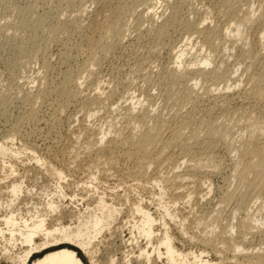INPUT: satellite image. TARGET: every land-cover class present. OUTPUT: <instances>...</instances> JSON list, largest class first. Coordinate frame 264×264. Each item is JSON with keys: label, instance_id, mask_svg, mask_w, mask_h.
<instances>
[{"label": "rangeland", "instance_id": "rangeland-1", "mask_svg": "<svg viewBox=\"0 0 264 264\" xmlns=\"http://www.w3.org/2000/svg\"><path fill=\"white\" fill-rule=\"evenodd\" d=\"M96 1L0 0V147L18 151L0 152V220L10 211L74 227L101 198L119 213L95 240L94 262L72 247L84 264H175L163 247V257L154 253L166 231L190 263L198 257L204 264H244V254L264 253L258 231L239 255L219 244L230 224L247 215L264 218V205L257 212L264 182L258 168L239 164L238 150L249 141L252 122H264V97L252 91L254 82L264 84V0H158L153 21L146 0ZM173 11L177 17L163 35L146 34L147 25L162 26ZM200 28L216 40L198 36ZM181 47L189 53L179 66ZM208 53L214 55L206 79L183 73L187 64L203 68ZM146 127L159 139L143 163L131 153ZM102 132L107 138L97 144ZM12 184L21 186L16 199ZM136 206L155 218L151 239L138 230ZM232 237L238 240L236 228ZM6 248L2 242L0 264H11Z\"/></svg>", "mask_w": 264, "mask_h": 264}, {"label": "bare ground", "instance_id": "bare-ground-1", "mask_svg": "<svg viewBox=\"0 0 264 264\" xmlns=\"http://www.w3.org/2000/svg\"><path fill=\"white\" fill-rule=\"evenodd\" d=\"M98 1V0H97ZM96 1V2H97ZM137 3V0H135ZM140 3H142L141 0H138ZM145 1V0H144ZM162 1V0H161ZM165 1V0H163ZM167 1V0H166ZM169 2V0L167 1ZM171 2V1H170ZM169 2V4H170ZM143 4V3H142ZM144 4H146L147 8L149 11H146L145 14H147V16L149 15V18H152L151 20L153 21V17L157 16V12L154 11L156 9V7L159 4L158 0H146V2H144ZM143 4V5H144ZM140 5V4H139ZM164 6V5H163ZM138 8V7H137ZM151 10V12H150ZM249 10V9H248ZM133 11V10H132ZM137 11V10H136ZM74 12V11H73ZM134 12V11H133ZM145 12V10H144ZM148 12V13H147ZM248 13V12H247ZM255 13V12H254ZM144 14V13H143ZM244 14V13H243ZM163 15V14H162ZM71 16V15H70ZM76 16V15H75ZM74 16L73 19H76V17ZM253 16V15H251ZM251 16H247L246 20L247 22H252V17ZM175 17H177V12L173 11L171 16L169 18H167V20L162 24V26L160 25V27L156 26L157 28H154V22L151 23L148 19V21L151 23L149 26L150 28H148L146 30V34L148 33L149 35L152 33H156L159 36L163 35V33L165 32V30L167 29V25L169 21H175ZM68 18V17H67ZM111 18V16H110ZM113 18V16H112ZM148 18V17H147ZM156 18V17H155ZM71 19V18H70ZM120 19L119 14H117L116 18L114 19L115 21H118ZM146 19V18H145ZM254 19V18H253ZM157 20V19H154ZM203 22H205V19H202ZM245 20V21H246ZM74 21V20H73ZM81 21V20H79ZM244 21V20H243ZM202 22V24H203ZM111 23V22H110ZM66 25H63V23L61 24V26L63 25V27H68L69 26V21L67 23H65ZM75 24V23H74ZM148 24V23H147ZM141 25V24H139ZM144 25V24H143ZM241 24H238L236 27V31L238 33V35L240 34V30H239V26ZM124 26V25H123ZM264 26V25H263ZM139 27V26H138ZM123 28L119 29L116 31L117 35L118 33L119 36H121V32ZM140 29V28H139ZM235 29V28H234ZM122 30V31H121ZM124 33V32H123ZM122 33V34H123ZM139 33V32H138ZM195 33L198 34V36L205 38V39H209V40H216V38L212 37H208V32L204 29V28H200L195 30ZM236 33V34H237ZM127 34V33H126ZM141 36V35H140ZM157 36V35H156ZM15 37V36H14ZM124 37V35H123ZM121 38V37H120ZM219 38V37H218ZM10 39V38H9ZM126 40V39H125ZM193 40V39H192ZM117 41V40H116ZM260 41H262V46L264 49V27L262 29V33L260 35ZM190 42V41H189ZM25 43V42H24ZM187 43H185L186 45ZM189 44V43H188ZM193 44V43H192ZM120 45V44H119ZM184 45V46H185ZM190 46V45H189ZM22 47V45H21ZM20 47V48H21ZM24 47V44H23ZM186 47V46H185ZM192 48V47H191ZM106 49H100L101 53H107ZM180 50H178L179 52H177V64L179 66H182L184 64V59L183 57L185 56V52H188V50L183 49L182 47L179 48ZM188 49V48H187ZM190 49V48H189ZM263 51V50H262ZM176 52V51H175ZM196 52V51H195ZM201 52V51H200ZM189 53V52H188ZM191 53V52H190ZM193 53V52H192ZM98 54V53H97ZM200 54V53H199ZM198 54V55H199ZM186 55H188L186 53ZM194 55V54H193ZM205 56L201 57V64L204 66L203 68L196 69L193 70L191 68H189V64H187L185 67V70L183 71V73L188 72L189 73H195L196 75H194L195 79H206L208 77V75H210L211 73H208V71H206L207 66H209L212 63V55L210 53H208L207 55L204 54ZM106 57V56H105ZM176 57V56H175ZM98 58V56H97ZM193 58V57H192ZM198 58H200V56H197V59L193 62H189L191 66L197 64V60ZM96 60V59H95ZM98 60V59H97ZM188 60V59H187ZM99 62V61H97ZM96 62V63H97ZM187 62H185L186 64ZM48 64V63H47ZM200 65V64H199ZM48 66V65H47ZM177 67V66H176ZM196 68V67H195ZM181 74V73H180ZM94 75V74H93ZM185 75V74H184ZM187 75V74H186ZM190 75V74H189ZM263 76V75H262ZM80 77V76H79ZM182 77V75H181ZM185 77V76H184ZM187 77V76H186ZM189 77V76H188ZM264 77V76H263ZM81 78V77H80ZM177 78V76L175 77ZM179 78V77H178ZM216 78V77H215ZM218 78V77H217ZM219 79V78H218ZM81 80V79H79ZM192 80V78H191ZM187 81V80H186ZM194 81V80H193ZM92 82V81H91ZM80 83V81H79ZM189 84V83H188ZM85 85V84H84ZM253 87V94L256 95L257 97H261V99H263L264 97V84L261 85H257L255 82L254 84H252ZM76 86H77V82H76ZM194 87V85H193ZM77 88V87H76ZM252 89V88H251ZM59 91L63 92L64 91V85H62L59 88ZM189 95V94H188ZM76 97V96H75ZM73 98V97H72ZM189 98V97H188ZM185 99V97H184ZM183 99V100H184ZM181 100V99H180ZM182 100V101H183ZM179 102V103H182ZM185 101V100H184ZM92 102V101H91ZM141 102V101H140ZM224 102V101H223ZM70 103V102H69ZM82 103V102H81ZM83 104V103H82ZM184 104V103H183ZM93 105V104H92ZM224 105V104H223ZM226 105V104H225ZM59 107V106H58ZM181 107V106H180ZM63 109V108H62ZM240 109V108H239ZM180 109H178L179 111ZM238 110V109H237ZM89 112V111H88ZM244 113V112H243ZM145 114V113H144ZM150 115V114H149ZM147 115V117L149 116ZM177 115V114H176ZM180 115V114H178ZM177 115V116H178ZM134 117V116H133ZM144 117V116H143ZM153 117V116H152ZM157 117V116H156ZM180 117V116H179ZM159 118V117H158ZM178 118V117H177ZM182 118V117H181ZM139 119V118H138ZM145 119V118H144ZM144 119H141L140 121H138L137 123L139 124H144L145 125V121ZM148 119V118H147ZM162 119V118H161ZM183 119V118H182ZM151 120V119H150ZM156 120V118H155ZM184 120V119H183ZM264 120V119H263ZM133 121V120H132ZM149 121V120H148ZM204 121V120H203ZM206 121V120H205ZM208 121V120H207ZM152 122V121H151ZM158 122H160L158 120ZM157 122V123H158ZM213 122V121H211ZM211 122H207L206 127L209 128L211 126H213V123ZM130 123V122H129ZM135 123V122H134ZM132 122V124H134ZM186 123V122H184ZM253 123V127L250 130L249 133V141L247 143H245L243 145V148L238 149L240 150V159H239V164H243L244 168L246 171H250V167L253 168H258L259 170V178L261 182H264V122L261 123ZM139 124H137L139 126ZM152 124V123H151ZM150 124V125H151ZM183 124V122H182ZM203 124V123H202ZM212 124V125H211ZM136 125V127H137ZM148 125V123H147ZM157 125V124H156ZM163 125V124H162ZM184 125V124H183ZM135 126V125H134ZM155 126V121H154V125ZM161 126V125H159ZM182 126V125H181ZM187 126V123H186ZM180 127V126H179ZM134 128V127H133ZM142 128V127H140ZM147 129L144 130V133H142V137L139 138L138 136H135L136 138L138 137L139 139H137L138 144L136 147V150L134 152H130L131 153V157L133 158V156H140L137 157L139 159L142 160H147L146 157L148 158V156L151 157V155L149 154L147 156V147H149L150 145L153 146L154 143H157L158 138V134H155L150 127H146ZM206 128V129H207ZM138 129V128H137ZM181 129H183L181 127ZM134 130H136L134 128ZM157 130V129H156ZM179 130V129H178ZM137 131V130H136ZM139 131V130H138ZM161 131V130H159ZM180 132V131H178ZM197 132V131H196ZM134 133V132H133ZM210 133V132H209ZM100 134V133H99ZM178 134V133H177ZM175 133L174 137H172V141L177 142V135ZM180 134V133H179ZM107 133L102 132L101 137L98 138L97 144L98 143H102L106 137ZM96 136V134H95ZM100 136V135H99ZM109 136V135H108ZM162 136V135H161ZM160 136V137H161ZM97 137V136H96ZM107 138V137H106ZM199 138V137H197ZM199 140V139H198ZM94 141V140H93ZM115 141V140H114ZM126 141V140H125ZM179 141V140H178ZM124 142V141H123ZM128 142V140H127ZM161 142V141H159ZM93 143V142H92ZM125 143V142H124ZM133 143V141L131 140V144ZM188 143V142H186ZM203 143V142H202ZM111 144V142H110ZM115 144V143H114ZM117 144V143H116ZM127 144V143H126ZM159 144V143H158ZM185 144V143H184ZM183 144V145H184ZM96 145V144H95ZM113 145V142H112ZM111 145V148H112ZM133 145V144H132ZM135 145V144H134ZM131 146V147H134ZM187 145V144H185ZM189 145V144H188ZM187 145V146H188ZM207 145V144H206ZM205 145V146H206ZM115 146V145H114ZM128 146V145H127ZM157 146V145H156ZM171 146V145H170ZM186 146V147H187ZM190 146V145H189ZM200 146V144H199ZM191 147V146H190ZM188 147V149L190 148ZM193 147V146H192ZM208 147V146H207ZM93 148V146H92ZM110 148V149H111ZM130 148V147H129ZM196 148V147H195ZM91 149V148H90ZM185 150L187 148H184ZM207 149V148H206ZM128 150V149H127ZM132 149H130L129 151H131ZM182 150V149H181ZM184 150V151H185ZM103 151V150H102ZM133 151V150H132ZM193 150L190 148L189 152L191 153ZM237 151V150H236ZM0 152L3 155H16L18 154V151H15L13 149H9L6 148L5 146H1L0 147ZM186 152V151H185ZM195 152V150H194ZM182 153V151H181ZM184 153V152H183ZM182 153V154H183ZM196 153V152H195ZM186 154V153H185ZM128 153L126 154L127 157ZM180 155V154H179ZM187 155V154H186ZM194 155V154H193ZM196 156V155H195ZM210 156V155H209ZM129 157V156H128ZM135 157V158H136ZM184 157V156H183ZM187 157V156H186ZM192 157V155H191ZM190 157V158H191ZM198 157V155H197ZM131 158V159H132ZM185 158V157H184ZM209 158V157H208ZM149 159V158H148ZM186 159V158H185ZM194 159V158H193ZM134 160V159H133ZM210 160V159H209ZM256 160V161H254ZM136 161V159H135ZM138 161V159H137ZM136 161V162H137ZM151 161V160H150ZM177 161V160H176ZM190 161V159H189ZM141 162V164H142ZM149 162V161H147ZM188 162V161H187ZM139 163V161H138ZM144 163V162H143ZM6 164V163H5ZM180 164V163H179ZM144 165V164H143ZM142 165V166H143ZM145 166V165H144ZM180 166V165H179ZM190 167H192L190 165ZM192 170V169H191ZM195 171V170H194ZM192 173V171H191ZM178 176V175H177ZM181 177V176H180ZM162 184V183H161ZM263 184V183H262ZM264 185V184H263ZM210 190V189H209ZM9 193L12 194V196L15 198L18 196V194H22L21 191V186L18 184H12L10 186V190ZM206 194V193H205ZM208 195V194H207ZM264 197V196H263ZM262 197V198H263ZM100 198V197H99ZM256 198V197H255ZM16 199V198H15ZM261 199L257 198L254 200V205H257V201ZM228 202V201H227ZM226 203V202H225ZM223 204V203H222ZM96 208L88 213L89 215H87L86 218L82 217L83 219H79V222H77V225H75L74 227L72 226H65V225H52L50 226V223H48L47 219L45 217H41V216H36L34 215V217H36V219L30 217V220H26L23 219L20 214H16V213H11L10 211L5 212V214L3 215L2 219L0 220V244L2 242L5 243V246L10 245V250H8L7 248L5 249L6 252L2 253L4 255V257H6L7 261H9V263L11 264H31L32 262V258L34 255L36 254H40L45 252L41 257H39L38 259H36L32 264H84V262L82 261V259L78 256V251L72 249V247H77L79 248L81 251L85 252L90 258H91V262H94V253L92 251L93 248V244L95 242V240L98 238V236L102 233V231L107 228L109 226V224L111 222L114 221L115 216L119 213L118 210L114 209V207L107 205V203H105V201L103 199L100 198L98 204H96ZM141 205V204H140ZM253 205V207H254ZM260 205V209L258 207V213L259 211L263 208L264 205V199L262 200V202L259 204ZM27 206V205H26ZM28 207V206H27ZM49 207L50 208H54V206L49 202ZM137 207V206H136ZM163 207V206H162ZM253 207H251L250 209H252ZM165 208V207H163ZM167 208V207H166ZM165 208V209H166ZM239 209V208H236ZM55 210V208L53 209ZM216 210V209H215ZM137 212L142 214V221H141V225L139 226V231L146 236V238L151 239L153 237V235L155 234L154 231V227L153 225L155 222V218L152 217V215L148 212L145 211L142 207H137L136 209ZM167 212V215H171L172 212L170 213V211L168 209L165 210ZM234 211V210H233ZM237 211V210H236ZM248 211V209H247ZM251 212V211H250ZM256 212V211H255ZM256 212V213H257ZM262 213V212H261ZM140 215V214H139ZM166 215V216H167ZM261 216V215H259ZM168 217V216H167ZM171 217V216H170ZM80 218V217H79ZM172 219V217H171ZM166 221V220H165ZM137 223V221H136ZM163 224V223H162ZM137 225V224H136ZM164 226V225H163ZM134 227V226H133ZM236 228V230L239 233V237L238 240L235 239L234 237H232V232L233 230ZM136 229V228H135ZM134 230V229H133ZM254 231H258L260 233L261 236V242L264 245V218H259L258 216L254 215V216H246L244 217L241 221H239L236 225H231L228 228V230L224 231L221 233L220 239H219V244L221 245L222 249H226L229 251L234 252L236 255H239L243 252H245L244 249V243H245V239L253 234ZM236 232V231H235ZM160 233V232H158ZM140 234V233H139ZM155 237V236H154ZM153 241V240H152ZM159 245L154 248V253L156 252V254L158 256H161L163 254V252L161 251V247L164 248L165 252V256L167 257V259L169 260V262H173L175 264H204V260L202 261L200 258L198 257H192L194 260L193 262H189L188 259L186 258V256L182 255V253H180L178 250H176L172 244V239L170 238V236L168 235V232L166 231L163 235V238H161V240H159ZM128 242V240H127ZM135 243V242H134ZM152 243V242H151ZM128 244V243H126ZM150 244V242H149ZM155 247V246H154ZM146 250V249H144ZM149 252V251H148ZM153 252V251H152ZM141 253V251H140ZM85 254V255H86ZM152 254V253H151ZM150 254V256H151ZM141 256H145L146 260L148 259L150 261L149 255L146 253V251H142V253L140 254ZM154 255V254H153ZM140 256V257H141ZM157 256V257H158ZM194 256V255H193ZM163 257V255H162ZM165 257V258H166ZM188 257V256H187ZM244 259L245 261L243 262L244 264H264V253H252L249 255H245L244 254ZM5 259V258H4ZM160 259V257H159ZM92 264V263H91Z\"/></svg>", "mask_w": 264, "mask_h": 264}]
</instances>
